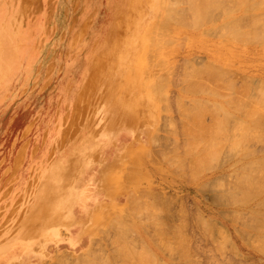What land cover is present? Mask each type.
<instances>
[{
	"label": "rangeland",
	"instance_id": "rangeland-1",
	"mask_svg": "<svg viewBox=\"0 0 264 264\" xmlns=\"http://www.w3.org/2000/svg\"><path fill=\"white\" fill-rule=\"evenodd\" d=\"M150 2L164 4L162 0H0L2 264H75L79 254L91 264H126L124 246L136 256L132 264H179L185 257H179L176 249L164 248L161 234L166 230L177 236L182 226L190 248L187 257L195 264H264L260 251L264 236L245 232L214 201L217 191L209 192L186 176L193 155L181 145L189 140L183 131L198 128V123L194 115L188 117L196 110H187L175 101L189 106L209 97L198 92L203 89L198 83L202 77H184L185 59L196 66L201 61L222 62L230 47L237 53L232 71L238 78L264 80V46L235 45L222 39L225 30L217 35L203 32L212 25L220 26L224 18L201 26L180 25L174 42L164 47L175 69H169L161 96L156 100L155 89L144 91V99H155V116L147 119L140 113L128 122L123 110L131 107L114 105L115 98H124V93L111 90L114 84L131 89L138 78L130 73V77L116 75L127 65L118 66L115 53L127 50L119 35L126 33V38L134 31L138 36L130 49L142 48L136 51L144 53L142 28L154 18ZM120 18L125 19L122 30L117 27ZM133 18L136 21L127 28ZM114 30L118 42L111 41ZM178 90L182 96L177 95ZM164 94L168 100L163 99ZM210 114L203 115L207 123ZM262 145L255 143L256 147ZM230 160L225 163L228 168L233 164ZM66 170L76 172L79 185L75 194L91 189L98 195L94 206L82 210L78 201L75 207L72 230L77 236L72 239L76 244L63 234L58 240H49L45 253L35 247L28 252L19 250L17 241L36 197L53 172ZM227 173L226 182L236 179L235 171ZM132 194L138 199L130 205ZM202 218L216 221V226L208 228V233L214 229L211 236L204 234ZM220 231L225 236L228 232V240Z\"/></svg>",
	"mask_w": 264,
	"mask_h": 264
},
{
	"label": "bare ground",
	"instance_id": "bare-ground-1",
	"mask_svg": "<svg viewBox=\"0 0 264 264\" xmlns=\"http://www.w3.org/2000/svg\"><path fill=\"white\" fill-rule=\"evenodd\" d=\"M162 2L164 4L149 3L154 8V18L142 28L146 44L143 54L136 51L142 48H133V41L138 36L136 31L132 34L128 32L126 38H124L126 33L118 32V35L122 33L119 37L122 47H126L127 50L118 49L115 53V62L118 63V66L122 63L126 64L127 67L124 70H117L116 75L122 76L125 73L128 75L130 73L131 75L135 74L138 78H134L131 89L114 84L111 90L124 93V98H115L114 105L131 107L123 110V117L128 122L136 120L140 113H145L147 119L155 116L154 97L158 96L156 100L159 99L162 89L166 85L169 69H175V62L167 59L169 54L165 52L164 47L165 44L174 42L180 25L201 26L205 22L224 18V22L220 26L214 27L212 25L210 28L204 29L203 32L217 35L219 31L225 30L226 33L222 39L232 41L235 45L254 43L264 46V0H162ZM124 20V18H120L117 21L119 29L123 24L125 25ZM135 21L134 18L130 20L127 28ZM116 31L114 30L111 34L112 42L115 39L118 42V36L114 33ZM132 44L134 50L130 49ZM226 54L227 58L223 59L222 62L201 61L199 66H196L195 62L190 59L184 60V64H186L183 71L184 77L192 79V77L199 75V80L202 77L201 82L198 83L203 89L200 88L199 91H195L205 93V96L209 97L196 99L189 106H185L179 99H175L178 104L186 107L185 109L196 110L194 113L188 111V117L194 115L192 117L195 119V123H198V128L194 129L190 126L191 128H186L188 130L183 131L184 133L187 131L186 135H188L189 140H184V145L181 144L182 142L180 144L187 154L193 155L192 157L188 156L192 163H188L190 170H187L188 174L186 172L191 183L194 181L198 185L201 184L209 192L217 191L213 197L214 201L224 208L223 211L231 214L229 218L234 222L241 223L245 232L248 230L260 238L264 236V80L243 77L241 74L242 77L238 78L232 71V60H235L236 50L229 47L226 49ZM124 60H127V63ZM228 62L230 65H227ZM198 83L195 85L199 86ZM147 87L155 89V96L144 99V91ZM180 90L177 92L178 96H182ZM138 91L141 93L140 95H136ZM164 95H162L163 99L168 100V97ZM185 109L183 108L184 113L189 110ZM205 110H211L209 112L211 113V121L208 123L204 117L209 113L204 112ZM204 113L206 114L204 115ZM191 122L188 124H194ZM183 123L185 121L181 122V124ZM255 143L263 144V148L256 147ZM228 160L232 161L234 169L232 165L229 168L225 165ZM180 161L182 162V160ZM176 162L173 161L172 164ZM183 163L186 164L185 161ZM217 167L218 169L214 170ZM183 168L185 169L186 165ZM226 168L228 171H235L234 174H237L235 180L226 182L225 176L230 175L227 173L228 171L225 172ZM208 170L214 171L208 173ZM66 171L53 172L42 188L41 194L36 197L35 206L29 209L30 216L17 241L19 242V250L28 252L29 247H35L45 253V246L49 240L52 238L58 240L63 234L69 236L71 244H76L72 239L77 236L72 230V219L76 213L75 207L78 201L81 202L82 210L94 206L98 200V195L91 189L85 191L83 189L80 194L78 192L75 194L79 185L76 172L73 170ZM223 177L224 180H222ZM90 185L88 184V186ZM136 199H138V195L132 194L129 197L130 205L137 202ZM97 211L99 212V208ZM93 217L96 219L98 216L95 214ZM93 217L91 216L90 222L93 221ZM202 221L206 226L204 227V234L206 232L207 235L208 228L212 225L216 226V221H209L205 218H202ZM184 229L183 226L178 229L177 236L176 234L175 236L172 235L169 231H162L161 242L164 248L169 251L176 249L179 257H185V261H180L179 264H195L191 257H187L190 248L187 238L185 239L187 236ZM212 230L214 231V229ZM217 230L219 231V229ZM221 234L225 236V233ZM226 239L228 240V238ZM219 248L222 247L219 246ZM260 249L264 252L263 247ZM122 250V254L128 259L126 264H132V259H136L135 254L130 253L125 246L122 247ZM74 254L71 255L74 256ZM83 256L84 254L75 256V264H85L83 263L85 261L87 264H91V261L83 259ZM59 257L64 258L65 256ZM0 264H2V260H0Z\"/></svg>",
	"mask_w": 264,
	"mask_h": 264
}]
</instances>
